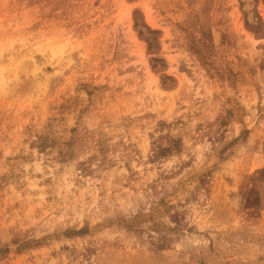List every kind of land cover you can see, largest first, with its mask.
I'll return each mask as SVG.
<instances>
[{
    "label": "rangeland",
    "instance_id": "rangeland-1",
    "mask_svg": "<svg viewBox=\"0 0 264 264\" xmlns=\"http://www.w3.org/2000/svg\"><path fill=\"white\" fill-rule=\"evenodd\" d=\"M0 264H264V0H0Z\"/></svg>",
    "mask_w": 264,
    "mask_h": 264
}]
</instances>
